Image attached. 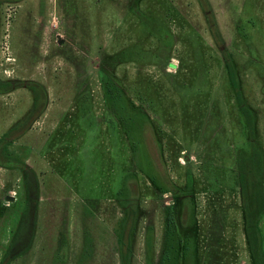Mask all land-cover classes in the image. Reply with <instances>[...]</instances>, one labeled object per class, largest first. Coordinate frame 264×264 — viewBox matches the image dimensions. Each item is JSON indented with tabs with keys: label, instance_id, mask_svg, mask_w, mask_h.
<instances>
[{
	"label": "rangeland",
	"instance_id": "374dc122",
	"mask_svg": "<svg viewBox=\"0 0 264 264\" xmlns=\"http://www.w3.org/2000/svg\"><path fill=\"white\" fill-rule=\"evenodd\" d=\"M0 81V261L264 262V0H0Z\"/></svg>",
	"mask_w": 264,
	"mask_h": 264
},
{
	"label": "trees",
	"instance_id": "16d2710c",
	"mask_svg": "<svg viewBox=\"0 0 264 264\" xmlns=\"http://www.w3.org/2000/svg\"><path fill=\"white\" fill-rule=\"evenodd\" d=\"M232 78L235 83V76L233 75ZM10 87H11V83L0 81V88H2V90H6ZM29 87L34 92V97H33L34 106H35L34 113L37 114L38 111L44 105V103L40 100L44 93L42 89L38 86V84L35 82L31 83ZM17 128L18 127L10 129L9 131H5L0 136V164L2 165L11 161V159L14 160L18 159L17 157L9 155L7 152V145L12 140V137L16 135L17 132L14 131H17L16 130ZM259 151L260 150L258 148H255L252 154L250 155L251 157L250 160L256 161L255 163L258 169L259 167H261V162H262V158H261L262 155ZM259 191L255 199H253L254 207L251 209V215L249 219H246V222L248 224V230L255 231V233H256L255 222L257 223L260 214L262 213V211H264V192L262 190L261 185L259 186ZM246 214H247V207H246ZM134 224H135V210L134 208L129 207L127 213L120 220L119 229L117 231L118 254L121 264H130L133 255L131 234L134 228ZM145 244L147 249L150 251L152 249V244H153V236L150 229H148L146 233ZM0 264H7V255L3 256V258L0 261Z\"/></svg>",
	"mask_w": 264,
	"mask_h": 264
},
{
	"label": "crops",
	"instance_id": "0c3cea01",
	"mask_svg": "<svg viewBox=\"0 0 264 264\" xmlns=\"http://www.w3.org/2000/svg\"><path fill=\"white\" fill-rule=\"evenodd\" d=\"M260 252V254H262V252H261V249L259 250ZM264 254V253H263ZM252 262L253 263H251V264H264V262L262 261V259L261 258H258V260H254V259H252Z\"/></svg>",
	"mask_w": 264,
	"mask_h": 264
}]
</instances>
